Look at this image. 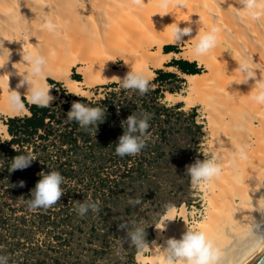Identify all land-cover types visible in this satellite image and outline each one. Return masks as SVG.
<instances>
[{
    "label": "bare ground",
    "instance_id": "1",
    "mask_svg": "<svg viewBox=\"0 0 264 264\" xmlns=\"http://www.w3.org/2000/svg\"><path fill=\"white\" fill-rule=\"evenodd\" d=\"M236 6V0H0V136H10L2 117L31 114L23 100L29 102L27 84L17 88L19 72L28 67L23 51L40 49L47 56L49 87L52 77L83 96L89 94L86 87L122 81L131 67L152 74V67H163L175 53L164 51L166 44L184 43L189 49L184 59L206 64L207 76L183 74L189 96L168 92L164 101L201 104L209 131L201 149L219 158L222 171L209 184L192 186L191 196L185 183L167 186V191L185 190L187 195L180 206L179 199L173 207L170 202L162 206L172 208L158 222L153 240L138 253L140 264H165L166 240L179 239L187 227L200 228L215 239L222 264H245L259 251L250 250L257 244L255 236L264 237V213L257 207L264 198V105L249 97L260 70L248 83L233 80L243 79L237 68L242 58L264 74V18L240 22L233 13ZM45 17L57 25L56 31L44 29ZM176 25H190L191 37L173 42ZM213 26L221 29L216 47L195 54L194 42ZM77 65L83 79L73 76ZM16 91L23 107L12 99ZM240 147L245 158L239 155ZM253 221L260 227L253 228Z\"/></svg>",
    "mask_w": 264,
    "mask_h": 264
},
{
    "label": "rangeland",
    "instance_id": "2",
    "mask_svg": "<svg viewBox=\"0 0 264 264\" xmlns=\"http://www.w3.org/2000/svg\"><path fill=\"white\" fill-rule=\"evenodd\" d=\"M174 45L178 46V51H174L171 59L161 68L152 67L154 72L148 92L140 94L136 89L123 88L122 81H112L86 87L88 96H78L98 100L116 91L120 107L113 111L115 118L112 122L116 120L115 123L109 126L108 122L103 121L101 124L104 128L100 127L92 133L95 145L92 150L82 146L74 153L67 151L61 154V151L55 152V148L48 153L53 157L56 154L61 156L62 161L68 162L76 170L69 174L72 175L69 181L61 185L64 194L56 204L46 210H30L27 202L33 197L29 198L27 185L19 187L21 180L12 188L5 181L1 183L0 253L9 257L8 264H140L137 255L145 247L137 249L131 245L125 238L126 230L120 229L119 224L125 221L131 228L135 221L137 225H142L146 229V240L150 243L162 216L175 205L174 201L179 199L180 206L183 202L181 199L187 195L185 190L167 191V186L185 183L190 189L189 196L194 193L186 166L205 158L201 145L207 141L209 131L201 104H188L186 100L177 103L164 101L168 92H182L185 96L190 94L188 83L183 78L185 72L171 65L175 59H184L183 53L189 49L184 43ZM195 59L191 61L198 62V73L207 76L209 70L206 64ZM79 66L73 68V76L83 79ZM157 69L176 73V76L157 82ZM48 79L56 95V101L50 105L57 103L61 106L66 102L72 105L76 101L77 95L69 92L61 81L52 77ZM114 82L117 87L111 85ZM157 87H160V92L154 91ZM192 95L196 97V94ZM23 100L28 102L25 97ZM156 106L165 108L161 109V116L156 114ZM142 113L150 114L148 136L157 138L158 155H153L148 161L142 160L143 166L132 160L136 164L134 166L143 168L140 172L135 168L131 173L123 162L111 160L110 156L116 149L117 139L125 130L121 122L131 114L139 117ZM24 115L26 113L16 116ZM9 118L2 117L5 123ZM9 138L3 135L0 141ZM35 153L33 155L36 156ZM50 164L57 166L54 162ZM55 169L61 171L57 167ZM89 198L99 203V211L90 210L85 216H80L76 208ZM137 198L142 201L140 205L128 203L130 199ZM169 202L172 207L162 210V206Z\"/></svg>",
    "mask_w": 264,
    "mask_h": 264
},
{
    "label": "clouds",
    "instance_id": "3",
    "mask_svg": "<svg viewBox=\"0 0 264 264\" xmlns=\"http://www.w3.org/2000/svg\"><path fill=\"white\" fill-rule=\"evenodd\" d=\"M240 6L233 9L235 17L240 22L247 20L261 21L264 18V2L262 0H236ZM44 29L49 32H54L57 25L44 18ZM221 31L219 27L213 26L208 32L203 33L194 42V52L197 55L207 53L209 50L216 47L218 42V33ZM193 28L189 26L180 27L176 25L171 30L170 39L173 42L179 43L183 37H191ZM23 61L28 67L24 72H19L22 79L19 81L17 88L23 87L25 84L28 86V100L30 103L39 105L40 107H48L55 99L51 94V87L45 82L46 76L49 73L48 58L42 50H28L23 51ZM238 61V69L243 73V79L233 80L237 84L248 83L250 79L257 77V69L260 70V78L256 79L255 85L252 88L256 90L250 95V102L256 105H264V82L258 83L257 81H264V74L261 69L254 67L249 63L247 58H242ZM151 74L143 69L131 67V70L126 73L122 79V87L125 89H136L140 94L149 91ZM77 96L86 95L85 93H74ZM12 99L20 107H23L20 93L14 92ZM69 120L77 121L81 127L88 129L89 126H95L98 129V124L105 119L104 111L99 106H89L85 103L74 101L70 110L67 112ZM150 114L142 113L141 116L135 114L129 115L126 120L121 122L124 127L123 134L119 137L116 146V153L119 156H134L142 151L146 146L148 140V129L150 127L149 120ZM204 159H197L195 163L186 166V173L190 177L191 185L194 188H199L209 184L214 178L219 177L222 168L219 158L215 154L203 153ZM239 155L245 158V149L239 148ZM37 157L31 152L20 154L13 157L9 166V171L23 170L29 167ZM65 183V178L59 171H51L42 178L35 185V191L31 193L32 199L27 202L30 210L38 208H50L60 200L64 194L61 185ZM25 182L21 180L19 187H24ZM255 191V189L253 190ZM260 199L258 202L259 210L264 213V204ZM132 205H140L142 201L137 199H130L128 201ZM99 211V203L92 201L90 198L78 204L76 208L80 216H85L89 211ZM132 227L129 223L123 221L119 224L120 229L126 230V239L129 243L137 249H143L148 246L145 233L146 229L142 225H137L135 221L132 222ZM259 228L260 224L253 221V228ZM252 228V231H253ZM257 244L253 246L250 251H255L259 247L256 255L264 251V237L255 236ZM165 253V264H222L223 253L217 245L215 239L206 231L196 228L187 227V230L180 236L179 239L175 237L166 240V247L163 249ZM255 255V256H256ZM254 256V257H255ZM9 257L0 253V264H8Z\"/></svg>",
    "mask_w": 264,
    "mask_h": 264
},
{
    "label": "trees",
    "instance_id": "4",
    "mask_svg": "<svg viewBox=\"0 0 264 264\" xmlns=\"http://www.w3.org/2000/svg\"><path fill=\"white\" fill-rule=\"evenodd\" d=\"M164 49L166 52L171 50L178 51V46L168 44ZM171 65L180 68L185 73L200 72L197 61L175 59L172 61ZM156 72L158 76L155 78V81L157 82H164L171 77L176 76V73L166 72L163 69H157ZM74 77L77 78L76 76ZM111 85L117 87L116 82ZM154 91L160 92V87L155 88ZM117 94L118 93L116 91H111L110 93H107L106 97L98 100L78 96H75V99L76 101L85 103L89 106L101 107L104 111V122H108L107 124L111 126L112 123L116 122V120L112 122V119L115 118L113 111H117V107H120L118 104L119 99L116 98ZM25 103L31 114L10 117L6 122L10 138L0 141V187L2 186L1 183L3 181H5L4 183H7L10 188H12L19 180H23L25 182L24 185H27L28 188V196L31 198V193L35 191L34 188L37 182L43 175H46L51 171H57L55 167H57L58 170H61L60 173L65 178V181L71 178L70 176L72 175L69 176L71 172H76L74 166L61 160V156L59 157L57 154L56 157L49 156L48 153L50 150L55 148L54 151H61V154H64L67 151H70L71 153H74L75 151L77 152V150L81 149L82 146H85L88 150H92L95 145H93L91 135L97 128L95 126H89L88 129H85L81 127L77 121L69 120L67 112L71 108L70 102H66L61 106L54 103L48 107H40L39 105L29 104L28 102ZM162 108V106H159V108L156 106V114L159 116L162 115ZM164 109L165 108L162 110ZM111 116L113 117L111 118ZM100 127L104 128V125L101 124V122L98 124V128ZM118 139L116 141L117 143ZM50 142L52 144H49ZM34 151L36 152L35 154H37V159L34 160L29 167L23 170L18 169L11 172L9 171L8 168L13 157L20 154H26L28 152L34 154ZM153 155H158L157 138L148 136V140L142 154L138 155L139 158L137 154L134 156L126 155L122 157L114 151V153L111 154L110 159L123 162L124 165H126V170L132 173L135 168L137 172L142 171L143 167L139 168L134 165L142 164L141 162L144 159H147L148 161L149 158V160H151L150 158ZM132 160H136V164H133L134 161ZM51 162L57 163V166H53V164L51 165ZM61 166H63V168L59 169ZM108 179H111V177H108ZM42 210L46 209L42 208Z\"/></svg>",
    "mask_w": 264,
    "mask_h": 264
},
{
    "label": "water",
    "instance_id": "5",
    "mask_svg": "<svg viewBox=\"0 0 264 264\" xmlns=\"http://www.w3.org/2000/svg\"><path fill=\"white\" fill-rule=\"evenodd\" d=\"M254 254L245 264H264V251ZM255 256V257H254Z\"/></svg>",
    "mask_w": 264,
    "mask_h": 264
}]
</instances>
